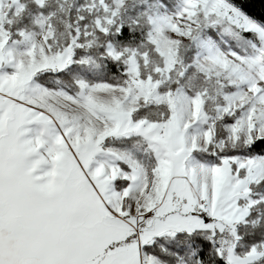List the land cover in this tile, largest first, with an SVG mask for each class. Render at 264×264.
<instances>
[{"label": "snow or ice", "instance_id": "6c2138e0", "mask_svg": "<svg viewBox=\"0 0 264 264\" xmlns=\"http://www.w3.org/2000/svg\"><path fill=\"white\" fill-rule=\"evenodd\" d=\"M0 264H264V0H0Z\"/></svg>", "mask_w": 264, "mask_h": 264}, {"label": "trees", "instance_id": "16d2710c", "mask_svg": "<svg viewBox=\"0 0 264 264\" xmlns=\"http://www.w3.org/2000/svg\"><path fill=\"white\" fill-rule=\"evenodd\" d=\"M247 7H248V10L250 12H252L253 14H257L258 15L262 5L260 3H256V4H253V5H248Z\"/></svg>", "mask_w": 264, "mask_h": 264}]
</instances>
